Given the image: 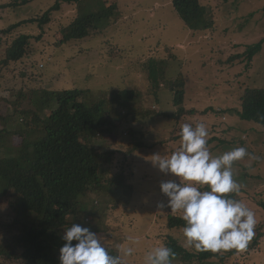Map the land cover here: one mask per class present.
<instances>
[{
    "label": "rangeland",
    "instance_id": "374dc122",
    "mask_svg": "<svg viewBox=\"0 0 264 264\" xmlns=\"http://www.w3.org/2000/svg\"><path fill=\"white\" fill-rule=\"evenodd\" d=\"M57 1L0 0V116H9L8 130L24 126L18 112L34 110L39 97L36 94L41 91L86 90L88 104L104 97L115 128L105 135L100 148L110 146L115 150L113 173L124 162L123 169L133 187L126 193L116 191L105 197L104 201L110 200L102 205L105 213L99 217L88 212L82 216L85 222L98 223L95 226L100 230L94 233L117 255L118 247L133 246L131 242L138 240L125 264H145L147 253L157 246H166L169 237L190 252L197 251L187 245L183 228H167L169 216L181 217L182 213L157 207L160 202L167 204L160 184L178 178L162 173L152 161L180 150L184 124L195 127L204 123L213 157L237 147L246 148L250 154L234 163V179L242 188L239 193L228 195H235V200L250 208L258 223L245 249L222 250L205 263L192 260L186 264H264V211L257 205L264 200V127L241 120L238 115L245 89L264 88V0H200L211 12L208 16L213 25L197 31L186 26L172 0H117L118 10L110 20L98 25L100 33L67 42L62 30L77 17L78 9L75 3L60 1L61 7L42 28L37 22L21 26L10 36L1 33L12 24L42 17ZM13 2L16 4L7 6ZM102 2L95 0L92 10L101 9ZM21 34L31 36L24 58L2 64L7 48ZM259 43L261 51L251 62H229L231 57ZM150 60L167 62V80L184 77L187 83L183 107L188 111L195 109L196 115L177 121L163 116L143 118L140 122H134L132 116L125 118L135 111L162 114L179 110L173 93L164 85L157 95L151 91ZM130 89L140 93V98L124 109L117 96ZM19 141L13 139L12 145ZM141 142L145 145L125 161L123 151ZM109 173L104 167L103 174ZM13 214L7 200L0 203V264H24L10 256L8 247L4 248L9 245ZM231 251H237L234 257L229 256ZM221 256L223 259L219 260ZM179 261L172 264H180Z\"/></svg>",
    "mask_w": 264,
    "mask_h": 264
},
{
    "label": "trees",
    "instance_id": "16d2710c",
    "mask_svg": "<svg viewBox=\"0 0 264 264\" xmlns=\"http://www.w3.org/2000/svg\"><path fill=\"white\" fill-rule=\"evenodd\" d=\"M60 1L75 3L78 9L77 17L62 30L65 42L83 40L92 33H100L98 25L106 19L110 20L118 10L117 0L112 3L103 0V6L98 11L92 10L95 0H58L42 17L12 24L1 33L10 36L21 26L37 22L42 28L50 23L51 14L61 7ZM14 4L16 2L7 6ZM172 4L189 29L206 30L213 25L208 16L211 12L200 0H172ZM30 39L31 36L26 34L16 38L7 48L1 63L6 65L23 59ZM261 47V43L249 46L243 54L231 57L229 62H251ZM148 68L151 91L157 95L164 85L173 93L174 105L179 110L162 114L135 111L128 113L126 119L132 116L134 122H140L143 118L163 116L177 121L186 115L197 114L195 109L188 111L183 107L187 83L183 76L167 80L168 64L165 61L150 60ZM242 94L240 119L264 127V120L258 116L264 115V88H247ZM36 95L39 97L34 102V110L18 112L25 121L24 126H16L10 131L7 128L9 116H0V203L7 200L14 212L13 222L9 225V245L4 248L8 247L10 256L24 264H60L59 250L65 243L62 239L64 229L79 224L92 232L100 230L95 226L98 223L85 222L84 214L88 212L95 218L99 217V214L105 213L102 205L110 200L104 201L105 197L116 191L126 193L133 184L123 169L124 162L120 170L113 173L115 150L110 146L100 148L105 135L111 134L115 128L104 97L100 102L88 104L85 102L88 92L76 88L45 90ZM139 96L140 93L130 89L123 90L117 97L122 108L127 109ZM15 138L20 141L12 145ZM160 142L165 143L164 140ZM132 145L123 151L125 161L145 144ZM104 167L110 172L107 176L103 174ZM229 196L234 199L235 195ZM257 205L264 211V200ZM184 226L185 221L181 217L169 216L168 229ZM166 246L175 253L172 261L180 260V264L192 260L205 263L218 255L211 251L190 252L174 237H169ZM109 250L110 254L117 255L114 250ZM236 253L231 251L229 256L234 257Z\"/></svg>",
    "mask_w": 264,
    "mask_h": 264
},
{
    "label": "clouds",
    "instance_id": "9594fccd",
    "mask_svg": "<svg viewBox=\"0 0 264 264\" xmlns=\"http://www.w3.org/2000/svg\"><path fill=\"white\" fill-rule=\"evenodd\" d=\"M258 116L264 120V115ZM180 136V150L152 161L162 173L178 178L161 182L167 204L160 202L157 207L182 213L185 241L197 251L245 249L255 235L258 221L250 208L228 194L239 193L242 188L234 179V163L250 154L246 148L237 147L213 157L204 123L195 127L184 124ZM205 187L208 190L202 191ZM62 239L65 243L59 250L60 264H125V258L133 255V246L139 243L133 240V246H120L119 254L112 255L102 237L79 224L67 228ZM174 257L170 248L161 245L147 253L145 264H172Z\"/></svg>",
    "mask_w": 264,
    "mask_h": 264
},
{
    "label": "crops",
    "instance_id": "0c3cea01",
    "mask_svg": "<svg viewBox=\"0 0 264 264\" xmlns=\"http://www.w3.org/2000/svg\"><path fill=\"white\" fill-rule=\"evenodd\" d=\"M180 47H182V46L180 45Z\"/></svg>",
    "mask_w": 264,
    "mask_h": 264
}]
</instances>
